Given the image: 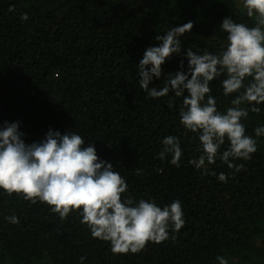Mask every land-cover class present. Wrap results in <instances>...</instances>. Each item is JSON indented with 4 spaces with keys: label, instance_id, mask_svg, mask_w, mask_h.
Segmentation results:
<instances>
[{
    "label": "trees",
    "instance_id": "trees-1",
    "mask_svg": "<svg viewBox=\"0 0 264 264\" xmlns=\"http://www.w3.org/2000/svg\"><path fill=\"white\" fill-rule=\"evenodd\" d=\"M226 16L255 25L236 0H165L152 9L138 0H0V125L19 121L29 144L50 128L76 132L126 178L133 199L160 206L179 199L185 214L175 240L114 254L76 212L61 219L46 203L0 192V264H79L81 256L85 264H217V256L264 264V137L252 159L234 161L241 171L219 160L208 166L226 183L201 174L188 163L200 153L196 134L179 122L183 98H148L138 82L139 61L158 46L157 35L191 21L184 48L217 53L226 43L218 28ZM183 51L166 60L163 75L180 70ZM223 78L210 84L221 111L232 99L223 95ZM162 83L153 78L149 86ZM260 108L243 121L248 135L264 124ZM166 135L181 138L179 168L168 163L171 157L156 158ZM10 215L19 223H8Z\"/></svg>",
    "mask_w": 264,
    "mask_h": 264
},
{
    "label": "clouds",
    "instance_id": "clouds-1",
    "mask_svg": "<svg viewBox=\"0 0 264 264\" xmlns=\"http://www.w3.org/2000/svg\"><path fill=\"white\" fill-rule=\"evenodd\" d=\"M247 17L255 25L223 18L219 29L226 33V43L217 53L184 48L182 38L193 28L191 21L173 26L157 35L158 46H149L140 59L139 84L146 97L160 99L172 93L182 99L179 122L187 132L196 134L198 157L188 161L201 174L217 176L227 182L224 173H209L210 165L219 160L239 172L258 150V138L264 137V124L246 134L243 123L249 112L259 113L264 104V0H239ZM11 10V9H10ZM21 15V20H27ZM180 60L179 71L163 75L162 65L173 55ZM187 60V70L184 61ZM220 83L225 97H232L224 111L217 107L210 84ZM166 77V78H165ZM153 78L163 81L162 87H150ZM86 139L76 132L47 131L38 142L26 143L20 122L4 121L0 125V192L16 194L33 204L46 203L52 213L65 219L76 212L94 239L110 242L114 254L141 252L146 245L162 243L185 225L179 199L160 206L154 199H133L128 183L112 163L100 159L94 144L85 146ZM227 142V148L223 146ZM156 158L179 168L184 151L181 138L166 135L161 140ZM136 170V175L142 173ZM18 224L16 215L5 217ZM86 256L79 258L85 264ZM217 264H229L224 256Z\"/></svg>",
    "mask_w": 264,
    "mask_h": 264
},
{
    "label": "rangeland",
    "instance_id": "rangeland-1",
    "mask_svg": "<svg viewBox=\"0 0 264 264\" xmlns=\"http://www.w3.org/2000/svg\"><path fill=\"white\" fill-rule=\"evenodd\" d=\"M146 9H152L153 7L159 5L162 1L165 0H138ZM205 1H212V0H205ZM238 2V5L240 6L242 10V6L239 3V0H236ZM40 264H49L47 261L41 262ZM235 264H240L238 260L235 261Z\"/></svg>",
    "mask_w": 264,
    "mask_h": 264
}]
</instances>
